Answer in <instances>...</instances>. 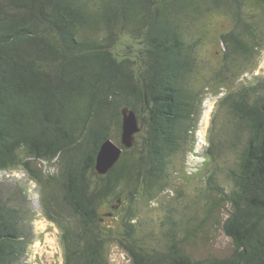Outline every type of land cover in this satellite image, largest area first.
Listing matches in <instances>:
<instances>
[{"label":"trees","instance_id":"16d2710c","mask_svg":"<svg viewBox=\"0 0 264 264\" xmlns=\"http://www.w3.org/2000/svg\"><path fill=\"white\" fill-rule=\"evenodd\" d=\"M247 2L264 20V0H0V169H23L39 186L42 215L60 230L64 264H110L113 244L133 264H264V84L227 86L235 64L251 63L264 46ZM214 13L234 24L220 36L216 75L227 120L219 130L211 123L206 153L213 163L234 152L231 183L218 184L212 172L215 198L205 216L184 225L169 215L167 246L150 249L136 236L133 202L161 196L170 157L190 134L195 144L209 87L198 82L204 35L196 30ZM124 38L137 45L120 54ZM126 106L143 124L131 148L121 143ZM108 138L122 153L101 175L96 157ZM26 190L0 181V264L26 261L36 237ZM124 191L127 204L114 208ZM108 200L115 202L101 213ZM226 205L231 210L215 223L232 252L191 257L182 244L208 235L207 223ZM111 217L123 223L122 238L107 224Z\"/></svg>","mask_w":264,"mask_h":264},{"label":"rangeland","instance_id":"374dc122","mask_svg":"<svg viewBox=\"0 0 264 264\" xmlns=\"http://www.w3.org/2000/svg\"><path fill=\"white\" fill-rule=\"evenodd\" d=\"M246 10L249 15L253 14V18L258 21L259 26L264 30V20L260 10L254 8L249 2L246 3ZM200 22L201 30L195 29L204 35L202 44L198 49L200 60L198 82L209 87L202 105L203 114L195 135V144L193 146L194 136L190 134L187 143L170 157L168 164L169 175L166 180L167 188L161 196L156 198L155 201L140 197L133 202V206L139 212L136 236L139 237L142 245L150 249H163L167 246L168 239L165 234L169 215H172L184 225L187 220L196 223L205 216V206L211 204V200L215 198V193L209 188V176L212 172H214L215 181L218 184L230 186L231 183L228 172L229 168L234 167L235 164L234 152L231 149H226L221 154V157L211 163L212 161L207 156L206 148L208 146L211 123L213 126L215 125V129L219 130L227 120L226 112L218 109V99L224 94L225 89H221L223 92L218 96L215 95L219 87L216 75L222 65L224 49L220 42V36L230 30L234 23L225 13L205 15ZM193 33L196 34V32ZM128 44L137 45L135 41L124 38L122 44H118L120 47L117 51L120 54L125 53L128 51V48H126ZM234 68L238 72L229 75L230 79L227 83L229 88L233 87V90H235L245 85H251L252 82L253 84H264V46L251 63H236ZM236 75L239 76L237 80ZM214 115L216 116V121L213 124ZM112 133L116 134L115 128L112 129ZM45 165L48 166L46 170L49 173L56 172L55 166ZM1 180L16 183L25 190L27 189L31 207L35 213L32 224L36 237L30 246L31 253L29 258L26 261L23 259L20 264H50L55 253V264H64L60 230L42 215L39 202V186L29 179L23 169L12 170L8 178H2ZM122 187L123 185L121 184L118 191H121ZM121 198L124 202L121 200L118 208H123L127 204L125 191L124 193L122 192ZM113 202L115 201L108 200V202L104 203L101 207V213L108 210L109 204ZM229 210H231L229 205L221 206L216 212V217L210 219V222L205 227L209 230L207 232L208 235L201 234L193 242H184L182 246L185 252L197 259L204 258L211 253L217 256L230 254L234 247L232 241L215 223L218 217H226ZM117 220V217L116 219L111 217L107 224L112 227L113 234L116 237L122 238L125 229L121 220ZM108 252L110 264H133L130 256L119 245H111Z\"/></svg>","mask_w":264,"mask_h":264},{"label":"water","instance_id":"95a60500","mask_svg":"<svg viewBox=\"0 0 264 264\" xmlns=\"http://www.w3.org/2000/svg\"><path fill=\"white\" fill-rule=\"evenodd\" d=\"M122 131H121V143L126 148H131L142 126L138 120V116L133 109L129 107H123L122 110ZM122 153V148L112 138L106 139L100 146L96 157L95 171L98 174H106L119 160ZM118 203H121V198L118 199ZM119 205L114 206L118 208ZM113 213H106L105 216H111ZM103 220V218L101 219Z\"/></svg>","mask_w":264,"mask_h":264},{"label":"clouds","instance_id":"9594fccd","mask_svg":"<svg viewBox=\"0 0 264 264\" xmlns=\"http://www.w3.org/2000/svg\"><path fill=\"white\" fill-rule=\"evenodd\" d=\"M139 122H140V120H139ZM140 124H141V126L143 127V124H142L141 122H140ZM141 130H142V129H141ZM136 135H137V134H136ZM47 167H48V166L46 165L45 168L47 169ZM14 170H16V169H14ZM10 171H12V170H1V169H0V173H1V174H0V176H1L0 178H1V179H2V178H8V177L10 176ZM104 175H105V174H104ZM1 179H0V181H2ZM35 183H36V182H35ZM44 218H45V217H44ZM102 218H103V217H102ZM102 218H101V219H102ZM45 219H46V218H45ZM46 220H47V219H46ZM103 220H104V218H103ZM103 220H102V221H103ZM47 221H48V220H47ZM52 223H53V222H52ZM52 241L54 242V240H52ZM31 244H32V242L30 243V245H29V247H28V250H27V253H26V255H27V256H26V257H27L26 260L29 258V255H30V253H31V249H30ZM55 263H56V253L53 255V261L50 262V264H55ZM57 264H59V263H57ZM61 264H63V263H61Z\"/></svg>","mask_w":264,"mask_h":264},{"label":"bare ground","instance_id":"6f19581e","mask_svg":"<svg viewBox=\"0 0 264 264\" xmlns=\"http://www.w3.org/2000/svg\"><path fill=\"white\" fill-rule=\"evenodd\" d=\"M252 84H253V82H252ZM252 84H251V85H252ZM126 107H127V106H126ZM138 120H139V118H138ZM121 131H122V130H121ZM117 144H118V143H117ZM118 145H119V144H118ZM105 214H106V213H105Z\"/></svg>","mask_w":264,"mask_h":264}]
</instances>
